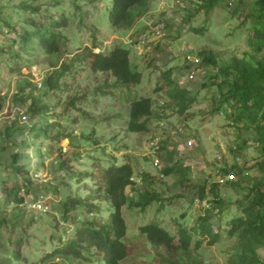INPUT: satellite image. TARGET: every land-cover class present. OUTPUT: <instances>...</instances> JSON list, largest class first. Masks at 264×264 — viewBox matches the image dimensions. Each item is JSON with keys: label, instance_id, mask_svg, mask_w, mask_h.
Instances as JSON below:
<instances>
[{"label": "trees", "instance_id": "1", "mask_svg": "<svg viewBox=\"0 0 264 264\" xmlns=\"http://www.w3.org/2000/svg\"><path fill=\"white\" fill-rule=\"evenodd\" d=\"M99 1L107 7H100L97 14L105 10L111 29L118 33L132 31L153 8L151 0H73L75 12L70 18L65 11L55 15L54 3L0 0V87L2 73L16 75L11 97L0 88V114L8 103L0 118V264H122L128 258L124 209L144 212L154 204L162 207L166 199L181 197L183 191H188L185 199L189 204L207 203L205 215L191 228L181 221L186 218L183 215L176 221V233L154 222L141 225L140 232L151 245L188 252L200 235L195 249H200L205 238L209 246L228 243L224 264H264V0H225L223 5L232 7L230 14L240 18L241 25L251 21L248 50L221 64L211 49H202L194 60L186 54L184 67L176 75L170 69L166 72L168 96L174 103L163 109L165 119L173 113L182 117L188 112L197 99V93L190 89L193 73L204 69L199 86L213 93L212 113L227 110V118L241 141L232 154L236 158L249 147L254 148L253 164L235 162L217 171L219 180L199 176L193 183L197 171L183 165V159H175L176 155L184 157L178 147L181 143L169 149L163 139L153 146L159 152V171L163 176L175 174V184L167 187L163 179L155 182L145 173L140 175L143 187L139 189L134 187L129 157L119 163L105 149L106 142L114 143L119 138L116 130L140 134L150 130L154 119H163L160 113L154 116L151 97L137 91L144 76L131 61V48L116 44L95 53L94 49L100 47L94 39L97 24L91 28L92 47L71 53L68 46L66 31L78 30V26L85 29L89 15L84 8L89 5L94 9L100 6ZM220 1L204 0L194 15L208 16ZM206 24L191 31L200 36L208 28ZM139 38L130 44L140 45ZM157 51H161L159 46ZM23 67H40L45 72L39 82H34L32 76L22 73ZM186 73L189 83L181 84L180 78ZM125 93L133 99L129 101ZM106 97L126 101V108L111 106L110 111L100 106L97 110V103ZM82 122L89 127L79 129L78 134ZM105 126L110 130L108 135L103 133ZM162 131L167 136L172 132ZM62 140H68L66 151L60 146ZM84 153L88 158L83 162ZM47 160L53 179L45 182L35 176ZM228 176L232 179L227 180ZM162 185L168 191H160ZM222 189L244 194L232 205L235 208L221 196ZM49 195L60 199L49 223L53 229L49 235L51 251L34 257L25 249L42 245L35 240L41 237L32 236L31 231L39 234L45 225L33 227L27 205H35ZM227 213L229 217L225 218Z\"/></svg>", "mask_w": 264, "mask_h": 264}, {"label": "rangeland", "instance_id": "2", "mask_svg": "<svg viewBox=\"0 0 264 264\" xmlns=\"http://www.w3.org/2000/svg\"><path fill=\"white\" fill-rule=\"evenodd\" d=\"M1 1H3L2 3L6 2V0ZM203 1L151 0L153 8L148 12L147 17L143 18L142 22L138 23L137 27L132 31H124V33H118L111 29L109 16L105 10H102V15L97 14V12H100V7L106 6V4L99 1L98 3H101L100 6L96 3L97 5L94 9L91 6L89 7V5L84 8L89 15V18L85 20V29L80 28L81 30H79L78 26V30L66 31L71 53H74L77 49L93 46L91 39L93 36L91 32L93 24L98 25L94 32V39L97 45H100L99 48L94 49L95 53L100 50H106L116 44L129 46L131 48V61L137 69L142 71L144 76L141 85L137 87V91L139 95L151 97L153 111L156 113L154 116L158 117L157 115L160 113L163 118L160 120L154 119L151 122L150 130L140 134H130L118 129L116 133L119 138L114 143H105L106 153L113 155L119 163L125 162V157H129L134 170L133 180L136 184L135 188L143 187L140 175L145 173L148 177L154 179L155 182L163 179L167 183L165 184L167 187L174 186L175 174L163 176L158 166L160 160L159 152L153 147L163 139L168 141L169 149H172L178 142L181 143L178 144V147L179 151H183L184 157L176 155L175 159L177 162L183 159V165L191 166L197 171V175L192 177L193 183H196L197 179L199 180V176L202 178L209 175L212 179L219 180L221 177L217 171L225 167H231L235 162H241L247 166L253 164L254 148L249 147L247 152L236 158L232 154V150L241 141L237 137L234 127L231 126V120L227 118V110L219 114L212 113L211 96L213 93L201 90L199 86L204 76V69L200 68L195 74L193 73L194 78L191 81L194 84L189 88L197 93V99L190 110L182 117L178 113H173L170 119H165L166 114L163 109L166 108L168 110L174 103V100L168 96L170 87L167 84L166 72L170 69L176 75L177 71L184 67L186 54H190V58L194 60L197 53L202 49H211L217 55L218 63L221 64L236 55L238 57L242 56L244 51L248 50L246 39L250 32L251 21L247 20L241 25V19L230 14L232 7L230 6V9L225 8V0H221L220 5L208 16L204 13H198L195 16L196 9ZM42 2L54 3L53 5L57 10L54 13L55 15H60L63 13L62 11H65L72 18V13L75 12L73 0H41L40 3ZM189 14L194 16L192 15L189 21L185 22ZM203 23H207L208 28L200 36L195 35L191 31L192 27L201 26ZM157 31L159 32L156 34ZM138 38L140 45L136 44L134 46L130 44L133 40L138 41ZM157 46L160 47L161 51H157ZM68 56L72 57V54H68ZM43 72H45V69L40 67L22 68V73L32 76L34 82L41 80ZM15 77L16 75L10 77L7 73H2L3 84L0 88L3 94H8V97H11L14 92ZM187 81L188 73H186L185 77L180 78L181 84H188L189 82ZM86 83L87 81L83 82L84 85ZM156 89H159L158 92L153 93ZM133 92L138 94L134 89ZM125 95L129 101L133 99L129 97L131 96L129 93H125ZM7 104L2 114H0V118L1 115L6 113ZM97 105V110L102 106V109L107 108L111 111V108H109L111 106L126 108V101H120L119 99L110 101L106 97L101 98ZM97 113L99 114L100 112L98 111ZM22 121H24L23 118ZM84 127H89V125L85 122L78 124V134L79 129ZM102 128H106L103 133L108 135L110 130L107 126ZM163 129H170L172 132L167 136L163 134ZM177 133L182 134L178 136ZM183 137H188L187 139H189L186 144H184L185 138ZM189 142L191 144H188ZM60 146L63 151L68 150V140H62ZM88 148L91 150L93 147ZM82 157L84 162L87 160L88 154L84 153ZM48 164L49 160L45 162L41 172L35 178L45 182L48 179H53V174L50 173ZM166 186L162 185L159 190L163 191L166 189L168 191ZM171 190L170 188L169 193H171ZM127 192L129 195L132 194L129 189ZM220 194L231 208H235L232 205H234L236 200L243 198L244 195L233 189H222ZM181 195V197L177 196V198L170 200L166 199L162 207L159 204H154L144 212L140 210L127 212L124 209L123 213L128 226V233L125 238L128 258L122 264H193L194 261L201 264L225 263L224 250L228 243L209 246L207 238H205L200 249H195L196 240L200 237V235H197V238H194L192 242V250L188 252L164 250L151 245L147 237L140 232L139 228L141 225L154 222L176 233V221L181 220L184 217L183 215L186 218L181 221L188 228H191L198 218L205 215L204 208L207 207V203L199 204L196 202L191 205L185 199V197L189 196L188 191H183ZM59 201L60 199H54L52 195H49L37 201L35 205H27L30 212L29 217L34 219L33 227L45 225L39 234L31 231L32 236L36 237V235H39L41 237L35 240L42 245L38 249H35L34 246L30 250L25 249L27 253L30 252L34 257L51 251L49 248L51 245L49 235L53 233V229L49 223L53 220L51 215L57 212ZM228 214L224 217H229ZM214 231L217 232V230ZM43 234L46 235L45 239L44 237L42 238ZM262 256L264 259V252Z\"/></svg>", "mask_w": 264, "mask_h": 264}, {"label": "built area", "instance_id": "3", "mask_svg": "<svg viewBox=\"0 0 264 264\" xmlns=\"http://www.w3.org/2000/svg\"><path fill=\"white\" fill-rule=\"evenodd\" d=\"M188 144H191L190 142ZM232 179V176H228L227 180ZM220 182H223V180H221Z\"/></svg>", "mask_w": 264, "mask_h": 264}]
</instances>
